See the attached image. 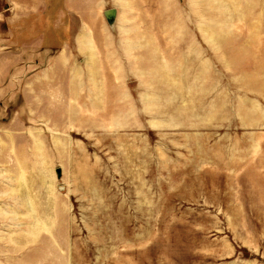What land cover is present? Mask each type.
Instances as JSON below:
<instances>
[{"label": "rangeland", "instance_id": "rangeland-1", "mask_svg": "<svg viewBox=\"0 0 264 264\" xmlns=\"http://www.w3.org/2000/svg\"><path fill=\"white\" fill-rule=\"evenodd\" d=\"M0 264H264V0H0Z\"/></svg>", "mask_w": 264, "mask_h": 264}, {"label": "water", "instance_id": "water-1", "mask_svg": "<svg viewBox=\"0 0 264 264\" xmlns=\"http://www.w3.org/2000/svg\"><path fill=\"white\" fill-rule=\"evenodd\" d=\"M116 16H117V12L116 10L112 9V10H107L105 12V17L108 20V22L110 24L114 23V21L116 20Z\"/></svg>", "mask_w": 264, "mask_h": 264}]
</instances>
